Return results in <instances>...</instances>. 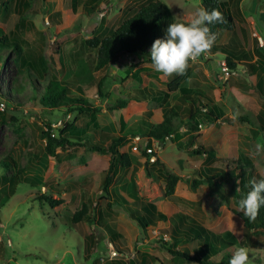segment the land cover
<instances>
[{
    "label": "rangeland",
    "instance_id": "1",
    "mask_svg": "<svg viewBox=\"0 0 264 264\" xmlns=\"http://www.w3.org/2000/svg\"><path fill=\"white\" fill-rule=\"evenodd\" d=\"M86 1L0 0V37L9 21L22 22V27L13 28L12 37L21 46L22 59L33 65L32 72L40 80L34 78L21 93H13V81L29 78L13 63L15 51H0V164L7 158L14 162L9 171L0 165V264H193L171 255L161 243L170 241L164 233L168 222L144 231L132 224L129 216L142 202L153 203L167 216L185 215L189 222L214 234L231 232L240 240L243 223L231 212L232 206L220 205L209 195L207 186L193 190L189 184L198 170L222 169L237 174L239 170L230 168L227 160L239 156L248 158L257 175L264 177V128H260L264 120V44L258 40L264 43V0H220L229 1L238 24L247 19L249 39L242 38V51L252 53L251 63L261 68L251 75L243 62L237 75L228 77L219 66L225 57L209 49L220 43L221 34L205 52L189 61L181 75L159 74L141 56H118L103 71L95 72V52L86 41L108 36L151 1L162 3L172 22H186L201 4L199 0H98L91 10ZM165 29L160 22L158 38ZM228 36L226 33V42ZM257 53L263 59L258 60ZM24 70L27 72V67ZM179 76L184 77L182 87L200 91L209 100L194 93L193 102L178 91L168 92L167 84ZM49 81L68 84L72 95L101 110L84 116L66 115L63 109L43 110L33 89L41 92ZM143 89L166 96L161 102L141 99ZM126 98L129 101L123 109L111 110L117 100ZM197 99L200 104L219 107L228 121L211 125L201 117L187 121L195 113ZM170 109L185 122L180 129L183 137L175 143L167 140L155 154L181 178L173 199L165 198L158 167L147 163L142 155L147 124L160 123ZM67 124L73 130L64 132ZM48 132L55 140L67 136L74 142H78L76 138L92 143H106L109 137L125 138L118 152L125 155L129 166L118 168L109 188V208L98 200L112 157L80 147L62 151L53 145L48 150V139L43 136ZM134 136L141 137L139 143L133 142ZM198 145L212 148L221 160L188 155ZM48 194L63 200V205L51 209L39 201V196ZM83 203L88 206V217L94 219L92 227L85 220L78 224L71 221ZM110 230L121 236L116 245L110 244ZM186 248L192 251L185 243L175 246L176 250ZM245 249L248 264H264V241ZM110 252L116 256L111 257Z\"/></svg>",
    "mask_w": 264,
    "mask_h": 264
},
{
    "label": "trees",
    "instance_id": "2",
    "mask_svg": "<svg viewBox=\"0 0 264 264\" xmlns=\"http://www.w3.org/2000/svg\"><path fill=\"white\" fill-rule=\"evenodd\" d=\"M199 1L200 4L209 11L212 9L218 10L223 17L222 23L209 25L211 33L217 36V34L224 31L231 32V37L226 45L214 47L215 53H221L224 55L228 70H238L241 61H244L247 64V68L251 75H256L261 71L259 65L251 63L252 53L250 55L249 52L242 51V35L244 31L237 23H235V19L229 10L228 3L220 0ZM96 2H98V0H87L84 3L89 5V8L92 10ZM73 5L75 6L76 3L73 2ZM160 22H162L167 28L172 20L162 3L151 1L141 6L131 17L125 19L108 36L93 37L86 41L85 45L95 52L94 71H103L118 56H128L132 59L135 56H141L145 59L144 63L151 64L148 52L152 42L159 37L158 29ZM21 25V21H9L6 33L0 37V51H15L17 55L14 58L13 63L21 75L26 73L29 78V80H26L22 79V77H18L16 81H13L14 84L11 89L13 93H21L26 86V83H31L34 78L40 82L32 72L35 68H33L32 64H29L22 59L21 46L12 37L13 28ZM257 55L258 60L263 59L262 55L259 53H257ZM23 67H27L28 71L26 72ZM183 81L184 77L179 76L167 84L168 92L174 93L178 91L184 98L190 101L192 100L193 102L194 100L191 95L194 93L196 96L209 100L206 98V95L200 91L194 92L190 88L182 87L181 84ZM261 91L264 100V89ZM141 92L144 95L141 99H147L149 97V99L154 102H161L166 96L163 92H151L150 90L145 89L141 90ZM33 94L42 109L48 110L49 112L63 109L66 115L76 114L77 116H84L101 110L100 108H93L85 100H82L80 96L72 95L68 84H63L57 81L47 82L41 92H38L36 88H34ZM98 94L101 98L102 96L104 97L100 84H98ZM128 101L129 98L117 100L116 103L111 106V110L123 109ZM196 101L197 103H194L196 104L195 113L191 114L187 121L193 122L197 117L204 118L207 125H211L215 121H228L224 118V113L219 107L203 104V102L200 104L201 101L198 99ZM178 117L179 115L176 111L170 109L164 114L160 123L147 124V128L143 135L148 140V146L151 145L152 141L158 142L160 147H163L167 140H170L172 143L179 141L183 137V132H181L180 129L185 125V122L180 121ZM239 120L247 122L244 118H239ZM260 122V128L263 129L264 120ZM65 127L64 132L73 130L72 125L67 124ZM193 130L197 131L194 128ZM43 136L48 139V150H51L53 145L55 148H59L62 151L67 148L71 149L74 147H80L85 148L88 152L112 157L107 174L101 184V196L98 200V202L104 207L109 208L111 205L109 203V188L112 185L114 177L117 175L118 168L129 166L125 155L118 152L119 147L125 143V138L109 137V140L106 143L104 140L92 143L87 140H81L80 138H76L78 142H74L67 136H60L55 140L51 137L50 132L43 133ZM142 155L145 157L146 162L149 163V155L146 154L144 149L142 150ZM188 155H204L209 161L221 160L216 157L212 148L207 149L201 145L196 146L192 151L188 152ZM228 162L231 163L230 168L236 171L239 170L237 174H235V172L228 173L226 170L222 169L198 170L196 173L197 176L190 181L189 186L193 190L200 186H207L209 195L216 198L220 205L228 207L229 205L232 206L230 209L231 212L243 223V231L240 240H236L232 233L228 231L219 235L214 234L199 224L189 222L185 215L179 213L167 216L158 211L155 205L151 202H142L139 209L129 216V220L140 231H144L148 227H155L160 222H168L169 227L164 233L169 235L170 241H163L161 243L165 245V249H167L171 255L184 261L193 264H229V259L237 247L253 249L258 242L264 241V207L259 209L255 219L250 220L243 215L237 206V202L241 198V195L249 190V181L253 179H264V177L257 175L252 162L244 156H239L237 159L227 160V163ZM0 165L4 170L9 171L11 167H14V162L10 158H7V160L2 161ZM153 165L158 167L157 174L165 183V198L173 199L176 184L181 178L176 176L171 170L167 169L165 164L162 163L159 158L156 159V162ZM6 180L10 181L7 177ZM227 185H229V188H227ZM38 199L47 204L51 209L57 208L64 203L61 199H54L50 194L39 196ZM126 212L124 213L128 216L130 212L128 211V214ZM84 220L90 227H92L94 219L88 217V206L83 203L81 209L73 214L71 221L73 224H78ZM109 234L108 239L110 240V243L116 245L121 237L120 234L114 230H110ZM181 243H185L188 247L191 246L192 251L187 248L176 250L175 246ZM191 252L193 255H191ZM130 264L133 263L130 262Z\"/></svg>",
    "mask_w": 264,
    "mask_h": 264
},
{
    "label": "clouds",
    "instance_id": "3",
    "mask_svg": "<svg viewBox=\"0 0 264 264\" xmlns=\"http://www.w3.org/2000/svg\"><path fill=\"white\" fill-rule=\"evenodd\" d=\"M222 22L223 17L218 10L209 11L203 5L195 7L186 22H170L163 37L155 39L150 46L148 56L153 70L164 76L183 74L189 61L201 55L213 43L215 35L210 32L209 25ZM263 44L262 41L261 45ZM238 70L233 72L237 75ZM249 186V190L241 195L237 206L251 220L264 207V179H253L249 181ZM248 260L247 250L237 247L229 264H248Z\"/></svg>",
    "mask_w": 264,
    "mask_h": 264
},
{
    "label": "built area",
    "instance_id": "4",
    "mask_svg": "<svg viewBox=\"0 0 264 264\" xmlns=\"http://www.w3.org/2000/svg\"><path fill=\"white\" fill-rule=\"evenodd\" d=\"M260 44H262V41H260ZM219 66H220L221 71L227 77L230 76V75L231 76L236 75V72H233V71L228 70L225 62H220ZM198 126H199V128H201V125L200 124ZM51 136L54 137V134L51 133ZM140 140H141V137L140 136H135L133 138V142L136 143V144L139 143ZM143 147H144V150H145L146 154L149 155L148 162L150 164H154L156 162V159H157L156 154H155L156 153V148H159L160 147L159 143L156 142V141H152L151 145L148 146V140L145 138V142H144V146ZM133 149L136 152L138 151L137 150L138 147L136 145H134ZM110 253H111V257H115L116 256V253H114V252H110Z\"/></svg>",
    "mask_w": 264,
    "mask_h": 264
},
{
    "label": "crops",
    "instance_id": "5",
    "mask_svg": "<svg viewBox=\"0 0 264 264\" xmlns=\"http://www.w3.org/2000/svg\"><path fill=\"white\" fill-rule=\"evenodd\" d=\"M223 2H227V3H229V1H223ZM228 7H229V5H228ZM229 10H230V8H229ZM231 11V13H232V15H233V12H232V10H230ZM233 17H234V15H233ZM261 18V17H260ZM234 19H235V17H234ZM235 23H237L236 22V20H235ZM238 24V23H237ZM246 24H247V19H245L243 22H242V26L240 25V24H238L239 26H240V28L245 32H243V35H242V37H245V38H247V39H249V34H248V32H247V29H246ZM248 26V25H247ZM255 26H256V23H255ZM254 26V27H255ZM226 33H228L230 36H228V38H227V42L229 41V39H230V37H231V32H227V31H224V32H221V33H219V34H221L222 35V39L220 40V43L219 44H216L215 46H220V45H226ZM219 34H217V35H219ZM216 37V36H215ZM215 46H213V47H210L209 49L211 50V51H213L212 52V54H221V53H215V51H214V47ZM222 56H224L223 54H221ZM244 61H241V63H243Z\"/></svg>",
    "mask_w": 264,
    "mask_h": 264
}]
</instances>
